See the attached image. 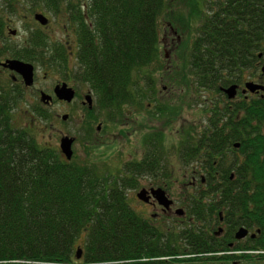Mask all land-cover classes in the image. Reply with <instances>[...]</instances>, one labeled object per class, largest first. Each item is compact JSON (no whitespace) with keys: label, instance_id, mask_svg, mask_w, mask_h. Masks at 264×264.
I'll use <instances>...</instances> for the list:
<instances>
[{"label":"trees","instance_id":"trees-1","mask_svg":"<svg viewBox=\"0 0 264 264\" xmlns=\"http://www.w3.org/2000/svg\"><path fill=\"white\" fill-rule=\"evenodd\" d=\"M22 1L65 14L69 27L76 28L85 78L103 93L104 102H136L161 119L171 113L159 104L154 91L147 93L145 87L154 88L155 78L148 66L158 56V19L170 0ZM181 1L197 12L194 17L200 19V26L180 72L194 76L200 87L217 91L219 85H228L254 66L258 51L264 50V0ZM167 19L178 23L181 16L173 13ZM190 19L186 22L191 23ZM29 37L39 50L31 53V58L46 64V53L40 50L47 45L44 33L30 32ZM30 47H23V55L31 61ZM20 53V49L13 50L22 58ZM11 86L0 76V264H264V156L259 157V171L253 162H245L246 173L250 166L248 174L258 185L241 169L227 189L207 176L215 184L188 198V216L194 221L176 228L140 215L125 193L135 185L126 170L133 176L141 175L144 167L149 175L155 170L160 173L164 158L147 150L142 160L128 161L123 173L111 176L109 172L101 177L88 159L66 160L16 126L18 120L11 111L20 91ZM244 110V124L248 125L253 107L244 106ZM212 122L203 141L192 140L188 131L182 146H177L182 160L188 155L193 162L204 158L212 165L223 154L225 145L218 140L221 128ZM159 129L154 134L158 139L162 134ZM153 150L164 151V143L153 145ZM246 151L250 154L252 148ZM163 176L168 178L167 171ZM233 199L252 203L250 207L241 205L240 211L229 205L225 208L224 201ZM201 214L210 219L208 224L227 215L231 226H256L259 233L254 239L236 241L239 244L233 249L229 247L239 252L218 255L216 252L227 250L224 242L213 238L204 226H192L200 223ZM241 214L247 217L243 220ZM228 238L234 239L230 231Z\"/></svg>","mask_w":264,"mask_h":264},{"label":"rangeland","instance_id":"rangeland-1","mask_svg":"<svg viewBox=\"0 0 264 264\" xmlns=\"http://www.w3.org/2000/svg\"><path fill=\"white\" fill-rule=\"evenodd\" d=\"M37 8L28 1L0 0V24H2L0 46L3 49L6 48V51L8 50L11 54L14 49H20V54H23L25 49L23 47L29 46L30 32L32 34L44 33L47 45L42 46L43 51L47 49V46H57L59 43L57 40L66 38V33L71 30L73 25L69 27L66 23L65 14L58 13L61 10L52 12L44 9L42 5ZM35 11H42L51 17L52 24L48 29H41L37 24L33 18ZM64 11L66 12V10ZM172 12L181 16V21L170 23L167 15L173 14ZM196 14L197 12L192 7L189 9L181 0H170L165 14L158 19V56L148 66V69H152L150 76L155 78V83L154 88L145 87L147 93L154 91L159 104L170 109L171 113L173 110V115L168 113L162 119L157 118L159 116H155L153 110L148 111L136 102L129 105L126 103L120 105L106 103L103 100V93L93 88L92 82L85 78L84 67L80 60L67 59L61 53L58 54L56 60H51L48 59L46 53L43 54L46 64H42L39 60L32 62L37 67L34 86L29 90L19 84L17 86L20 92L17 93V101L11 111L12 116L17 117L16 126L25 128L33 139L48 147H58L62 135L75 137L72 145L74 159H88L89 163L94 164L97 169L96 172L101 177L109 172L111 176L112 174H120L124 169V163L142 160L147 150H150L154 152L153 154L150 153L154 157L164 158L161 164V175L133 176L128 172L132 177L128 176L127 178H132V182H135L134 186L125 189L129 204L140 215H147V208L143 207L142 202L136 198V193L141 189L142 183L145 185L148 181L156 180L161 183L164 182L171 196L179 197L183 205L188 206L189 194L194 193V189L185 188L182 183V175L183 165L190 164L192 160L187 158L188 155L182 160L177 146H182L181 142L188 137V131L196 132L198 130L194 129L192 124L194 119L199 118L197 115L203 113L207 118L206 111L195 101H202L205 97H210L206 92H202L203 94H200L199 91L192 92L190 88L193 84V78L184 71L180 72L182 61L187 58L191 43L200 26V19L194 17ZM189 19L191 23L186 22ZM168 23L171 24L169 27ZM8 26L9 29L16 30L15 34L8 32ZM54 29H57L55 33L53 32ZM177 35L180 36L179 44H176ZM48 51L49 49H47ZM50 60L51 63H49ZM60 60L66 61L64 64L60 63L61 66L57 65L58 67L52 64ZM70 68L72 69L69 70ZM44 74L46 78H44ZM53 78L69 79L78 87L79 94L84 88H92L94 98L92 108L87 109L86 105L81 106L78 100L72 103H55L50 108H44L38 100L36 90L38 86L43 84L51 85ZM149 84L151 85V83ZM196 125L199 126V124ZM98 126L102 128L99 132L96 129ZM157 129L162 132L160 139L154 135L157 133ZM160 141L164 143V151L156 152L153 150V145L155 146ZM186 158L190 161L189 163H187ZM227 158L230 160V155ZM241 163L240 159L235 161L236 166H241ZM171 170H175L173 175L170 173ZM163 171H167L168 178L163 176ZM219 180L220 176L217 181ZM217 181L216 183H218ZM125 182L127 183V180ZM209 183L213 185L215 181ZM201 190L205 191L206 189L201 187ZM177 215L180 216V214ZM216 216L217 214H214L213 218ZM218 221L215 219L213 222L219 223ZM173 224L176 225V228L183 225L179 221ZM220 226L224 225L220 224ZM231 228L232 226H229L228 231H232Z\"/></svg>","mask_w":264,"mask_h":264},{"label":"flooded vegetation","instance_id":"flooded-vegetation-1","mask_svg":"<svg viewBox=\"0 0 264 264\" xmlns=\"http://www.w3.org/2000/svg\"><path fill=\"white\" fill-rule=\"evenodd\" d=\"M36 12L42 13L48 19L46 24H40L38 22L37 24L40 26L41 29H45V28L48 29L49 26L52 24L51 17L41 11H35V13ZM34 14H33V18H34ZM7 29H9V26L7 27ZM56 30L57 29H54L53 32L55 33ZM8 32L10 34H15L16 30L9 29ZM65 37L66 38L64 39L57 40L59 41L57 46L55 45L47 46V49H49L48 52L47 49L43 51L42 48H40L41 52L43 51L44 53H47L48 59L51 60H56L58 58V54L60 53L64 55L67 59L74 58L75 60H79L76 28L74 27L71 28V30L66 33ZM179 38L180 36L177 35L176 44H179L178 43ZM31 41L32 40L30 39L29 41V46L31 44L30 58L32 56L31 53L37 54L39 52L38 49L36 48L34 49L35 46L33 45V43L35 45L36 43L35 42L31 43ZM25 55L22 54V58H19L16 56V54L13 53L11 54L8 50L6 51V48L3 49V47L0 46V63H4L5 60L7 59H20L30 63H32V61L35 60V58L33 57L31 58L30 61L26 57H24ZM35 57L37 59V55ZM64 61L66 60H60L57 61L56 63L64 64ZM32 65L34 67V76H33V81L30 85H26L24 83V80L19 73L1 64H0V76L6 78L8 81L11 82L12 85L11 88L13 90L15 88H18L17 87L18 84L24 87L26 90H29V88H32L35 84V72L37 70V67L34 65V63H32ZM55 65L56 67H58L57 65L59 64H55ZM59 66H61V64ZM71 69L72 68H70L69 70ZM191 77L193 78V84L192 85L190 84L192 86L190 88L192 92L199 91L200 94L206 92L208 93V96L210 95V97H205L204 99H202V101L200 100L195 101L196 104L201 105L203 110L206 111L207 118H205L203 113H200L199 115H197V117L199 116V118L193 120L192 122L193 127L194 129H198V130H196V132H191L192 139L196 138L194 139L195 141H203L204 140L203 138L209 135V130H211L213 124L212 121H214L221 128V136L218 140L225 145L223 148V154L219 155L217 157L219 159L215 160L212 165H210L207 161H205L204 158H199L194 162L191 161L190 164L183 165L184 170L182 175L183 176L182 183L186 189L188 188L194 189V193L192 194L195 195L197 194V192L200 193L203 192L201 190V187H203V189H208L210 183L209 180H207V176H212L216 181L220 176V180L217 182L219 183L221 188L227 189L230 188V186H233V182L239 175L238 170L240 169H241V173L247 174L246 175L247 178L249 179L251 178V175L248 174L251 170V167L249 166L248 173H246L247 171L245 169L246 167H248V165L245 162H250V161L253 162L259 171V166H257L259 164V157L264 156V50L258 51L253 67H250L247 71L238 74V76L235 78V81L228 83V85L226 86L219 85L217 91H215L214 89H209V88L206 89L205 87H200L196 82V78L192 75ZM44 78H46L45 74H44ZM247 83L249 84L251 83L255 87L251 89L246 86ZM63 84H65L66 87L68 88H72L73 90V97L69 101L58 98V96L55 93L56 86H62ZM230 85L236 86L235 92L232 97H229L228 94L224 91V88H227ZM78 91H79L78 87H76V85H74L69 79L53 78V83L51 85L43 84L41 86H38L36 90V94L39 102L44 108L47 107L50 108L55 103H62V102L72 103L78 100L81 106L86 105L87 109H91L94 104L92 88L90 89L84 88L80 94ZM115 91H117V89H110L109 92H115ZM210 91L211 93H213L212 95ZM42 94L44 96H42ZM244 106L253 107L252 120L248 125L244 124V119H243L245 117ZM219 111H221V114H218ZM64 117H66V115H64ZM212 118H214V120H212ZM196 124H199V126H197ZM96 129L97 132L102 130L101 126H98ZM62 136H68V135H62ZM69 137L73 138V142L71 144V148H72V145L75 141V137L73 136H69ZM59 144H60V139H59L58 147H51V148L56 149L58 152H60V154L63 157H65V155L60 150ZM246 148H252V152L248 154ZM228 155H230V160L227 158ZM251 157H253L254 159H251ZM65 159L66 160L74 159L73 149H72L71 158L67 159L65 157ZM237 159H240V161H242L241 166L235 165V161ZM126 163H124V165ZM174 171L175 170H171L170 173L173 175ZM123 172L124 171H122V173ZM128 172H130L132 175L131 170H126L125 171L126 176L132 177ZM148 172H149L148 169L144 167V169H142L141 175L148 176L149 175ZM152 174L160 175L161 173H159L158 170H155L153 171ZM176 181H178V179H176ZM252 182L253 185H258V182L255 181L254 179H252ZM141 188L146 190L145 192L146 200L145 201L140 200V201L143 204L142 206L147 208L146 210L147 215H145V217H147L148 219L161 221V222L164 221L170 224H173L176 221H179L180 223L183 224H185V222L194 221L193 217L188 216L189 211L191 210L190 206H189L190 209L188 208V206L185 207L179 197L176 198L175 195L171 196L164 182L161 183L156 180L148 181L146 182L145 185L144 183H142ZM156 188H161L165 191L167 198L171 201L168 207H164L153 196L152 190ZM190 196L191 194H189V197ZM245 203L250 207L252 200L244 201L240 199H233V200L224 201L225 208L227 205H229L232 207H238L239 211H240V206L244 205ZM177 214H180V216H178ZM245 217L247 216H243L241 214L239 218L241 219L243 218L244 220ZM218 220L220 224L224 225L219 227L221 228V232L224 233L225 231L228 232L229 226H231L230 219L228 218V216L221 215L219 216ZM196 225L203 226L201 223ZM241 227L245 228L247 232L240 239H236L235 234L237 230ZM231 230L232 231L230 232L233 233V237H234V239L232 238L229 239V247L231 249H233L234 246L239 244V242L237 243L236 241L244 242L248 239H254L256 237V233L259 231V229L256 228V226H249V225H238L234 227L232 226Z\"/></svg>","mask_w":264,"mask_h":264},{"label":"water","instance_id":"water-1","mask_svg":"<svg viewBox=\"0 0 264 264\" xmlns=\"http://www.w3.org/2000/svg\"><path fill=\"white\" fill-rule=\"evenodd\" d=\"M34 18L41 24H46L48 21L46 16H44L42 13H39V12L34 14ZM0 64L16 71L17 73H19L21 75V77L23 78L24 83L26 85H30L32 83L33 76H34V67H33L32 63L25 62V61L20 60V59H7V60H5L4 63H0ZM246 86L251 88V89H253L255 87L251 83L250 84L247 83ZM235 88H236L235 85H230L229 87L224 88V91L228 94L229 97H232L234 92H235ZM55 93L58 96V98L65 99L67 101L71 100V98L73 97L72 88L66 87L65 84H63L62 86H56ZM72 142H73V138H71L69 136H62L60 138V144H59L60 150L65 155V157L67 159H70L71 155H72V148H71ZM145 192H146V190L141 189L138 193H136V195L139 199L145 201L146 200ZM152 193H153V196L158 200V202L161 203L164 207L169 206L171 201L167 198L165 191L163 189H161V188L153 189ZM180 210H182V209H180ZM179 213H180V211H179ZM246 232H247V230L245 228L241 227L237 230L235 237L237 239H240L241 237H243L246 234ZM80 255H81V251L78 250L76 257L79 258Z\"/></svg>","mask_w":264,"mask_h":264},{"label":"bare ground","instance_id":"bare-ground-1","mask_svg":"<svg viewBox=\"0 0 264 264\" xmlns=\"http://www.w3.org/2000/svg\"><path fill=\"white\" fill-rule=\"evenodd\" d=\"M141 189H143V188H141ZM208 220H210V219L208 217H206L205 215H203V214L200 215V223L209 230L210 235H212L213 238H216V240H218V241L224 242L225 247L227 248V250L218 251V252H216V254H218V255H223V254L231 255V253L239 252L238 249L237 250H230L228 232L227 231H225V233L221 232V228H219L220 227L219 223L211 222V224H208ZM215 224H217V225H215ZM257 233H259V231ZM204 254H210V253H204Z\"/></svg>","mask_w":264,"mask_h":264}]
</instances>
